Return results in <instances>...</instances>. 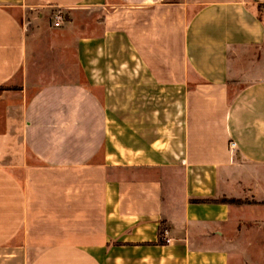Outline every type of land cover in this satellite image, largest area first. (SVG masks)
<instances>
[{"label": "crops", "instance_id": "obj_1", "mask_svg": "<svg viewBox=\"0 0 264 264\" xmlns=\"http://www.w3.org/2000/svg\"><path fill=\"white\" fill-rule=\"evenodd\" d=\"M258 4L0 0V264L241 263L219 199L264 198Z\"/></svg>", "mask_w": 264, "mask_h": 264}, {"label": "rangeland", "instance_id": "obj_2", "mask_svg": "<svg viewBox=\"0 0 264 264\" xmlns=\"http://www.w3.org/2000/svg\"><path fill=\"white\" fill-rule=\"evenodd\" d=\"M31 11L27 13L30 19ZM54 12H39L40 19L52 22ZM257 13L264 22V5H257ZM244 207L241 221L238 224L240 232L236 235L240 247L235 249L241 257L240 264H264V198H243L239 203Z\"/></svg>", "mask_w": 264, "mask_h": 264}, {"label": "trees", "instance_id": "obj_3", "mask_svg": "<svg viewBox=\"0 0 264 264\" xmlns=\"http://www.w3.org/2000/svg\"><path fill=\"white\" fill-rule=\"evenodd\" d=\"M262 5H264V4H262ZM5 88L6 87L1 86L0 90L5 89ZM219 201L220 202H224V203H239L240 199H236V198H229L228 199V198H224L223 197V198H220ZM163 231H164V227L160 226L159 227V232H158V240H157V242H159V243H163V238H162Z\"/></svg>", "mask_w": 264, "mask_h": 264}, {"label": "built area", "instance_id": "obj_4", "mask_svg": "<svg viewBox=\"0 0 264 264\" xmlns=\"http://www.w3.org/2000/svg\"><path fill=\"white\" fill-rule=\"evenodd\" d=\"M53 26L54 27H58L60 24H61V21L63 19L62 17V14L58 11V12H55L54 15H53ZM231 146L233 147L234 146V143L231 142Z\"/></svg>", "mask_w": 264, "mask_h": 264}]
</instances>
